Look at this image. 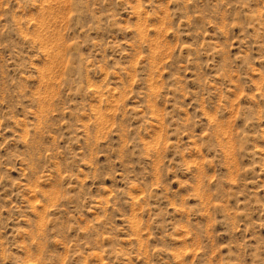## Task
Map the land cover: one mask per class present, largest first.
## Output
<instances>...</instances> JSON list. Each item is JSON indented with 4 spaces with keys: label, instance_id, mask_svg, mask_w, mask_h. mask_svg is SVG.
I'll use <instances>...</instances> for the list:
<instances>
[{
    "label": "rangeland",
    "instance_id": "1",
    "mask_svg": "<svg viewBox=\"0 0 264 264\" xmlns=\"http://www.w3.org/2000/svg\"><path fill=\"white\" fill-rule=\"evenodd\" d=\"M0 264H264V0H0Z\"/></svg>",
    "mask_w": 264,
    "mask_h": 264
}]
</instances>
